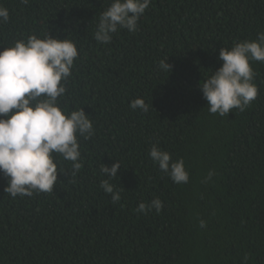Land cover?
<instances>
[{"label": "trees", "instance_id": "1", "mask_svg": "<svg viewBox=\"0 0 264 264\" xmlns=\"http://www.w3.org/2000/svg\"><path fill=\"white\" fill-rule=\"evenodd\" d=\"M111 2L0 0L9 10L0 51L49 32L76 43L59 104L84 107L95 127L92 138L79 137L75 175L57 156L63 173L52 193L13 198L0 172V264H245V256L264 264V62H252L258 96L242 112L210 113L199 88L222 66L221 48L264 32V0H151L137 31L98 43L99 14ZM136 98L148 112L131 109ZM154 144L184 159L187 183L159 170ZM117 160L112 183L122 198L113 204L100 169ZM156 197L159 213L135 211Z\"/></svg>", "mask_w": 264, "mask_h": 264}, {"label": "clouds", "instance_id": "2", "mask_svg": "<svg viewBox=\"0 0 264 264\" xmlns=\"http://www.w3.org/2000/svg\"><path fill=\"white\" fill-rule=\"evenodd\" d=\"M20 2L28 5L30 0ZM150 4L151 0H112L99 14L94 39L109 44L120 29L137 31L138 21ZM8 20L9 10L0 6V24ZM79 55L73 40L54 37L50 32L43 38L31 35L0 51V172L8 181L5 192L13 198L54 192L58 176L63 173L62 169L58 171L57 156L72 162V175L83 166L79 137L90 139L95 135L93 119L84 107L67 112L59 104ZM218 59L222 66L211 76H204L199 88L208 111L223 117L233 109L244 111L258 96L252 62H264V32L257 40L221 48ZM168 61H160L159 68L164 72L172 71ZM130 107L149 111L143 98L133 99ZM149 155L172 182L189 181L183 158L173 160L170 152L155 144ZM121 165L117 160L110 167L102 164L100 169L107 177L100 188L111 194L113 204L122 198V189L112 183ZM212 175L210 172L207 178ZM153 209L157 213L163 209L158 197L141 201L135 211L147 214ZM200 227H206V223L200 221ZM247 259L245 256V264Z\"/></svg>", "mask_w": 264, "mask_h": 264}]
</instances>
